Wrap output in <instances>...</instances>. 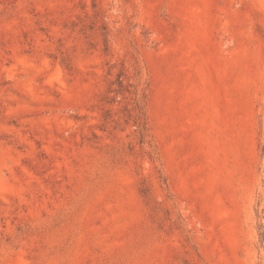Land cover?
<instances>
[{
    "label": "rangeland",
    "instance_id": "1",
    "mask_svg": "<svg viewBox=\"0 0 264 264\" xmlns=\"http://www.w3.org/2000/svg\"><path fill=\"white\" fill-rule=\"evenodd\" d=\"M264 0H0V264H264Z\"/></svg>",
    "mask_w": 264,
    "mask_h": 264
},
{
    "label": "trees",
    "instance_id": "2",
    "mask_svg": "<svg viewBox=\"0 0 264 264\" xmlns=\"http://www.w3.org/2000/svg\"><path fill=\"white\" fill-rule=\"evenodd\" d=\"M262 240L264 241V234H262Z\"/></svg>",
    "mask_w": 264,
    "mask_h": 264
}]
</instances>
